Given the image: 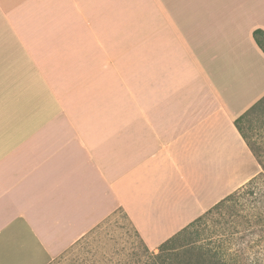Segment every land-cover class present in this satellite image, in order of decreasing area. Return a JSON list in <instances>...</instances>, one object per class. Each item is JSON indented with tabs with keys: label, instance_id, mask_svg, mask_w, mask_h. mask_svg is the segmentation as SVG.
Masks as SVG:
<instances>
[{
	"label": "crops",
	"instance_id": "obj_1",
	"mask_svg": "<svg viewBox=\"0 0 264 264\" xmlns=\"http://www.w3.org/2000/svg\"><path fill=\"white\" fill-rule=\"evenodd\" d=\"M264 0H0V264L116 210L150 249L258 174Z\"/></svg>",
	"mask_w": 264,
	"mask_h": 264
},
{
	"label": "trees",
	"instance_id": "obj_2",
	"mask_svg": "<svg viewBox=\"0 0 264 264\" xmlns=\"http://www.w3.org/2000/svg\"><path fill=\"white\" fill-rule=\"evenodd\" d=\"M253 38L264 53V31L254 30ZM263 108L264 97L235 120V126L244 141L245 136L238 122L244 117L257 114ZM246 145L260 170L246 183L252 185L245 193L249 199H245L241 205L245 213L233 210L238 200L234 198L235 195L229 194L161 243L155 249L156 252L150 251L140 239L146 251V259L142 264H264V185L257 187L259 180L264 184V164L261 163L259 152H255L247 142ZM229 203H234L231 210L220 213L228 208ZM107 222L106 219L102 224L105 226ZM95 230L93 228L89 231L65 253L74 250L86 238L91 237Z\"/></svg>",
	"mask_w": 264,
	"mask_h": 264
},
{
	"label": "rangeland",
	"instance_id": "obj_3",
	"mask_svg": "<svg viewBox=\"0 0 264 264\" xmlns=\"http://www.w3.org/2000/svg\"><path fill=\"white\" fill-rule=\"evenodd\" d=\"M238 126L247 144L255 152H259L261 163L264 164V108L257 114L244 117L238 122ZM257 183V187L264 185L261 180ZM251 185L252 183L245 184L231 193L238 200L237 206L233 208L238 213H245L241 205L245 199H249L245 193ZM232 205L234 203H229L228 208L220 213L229 212ZM106 219L108 222L104 226L102 222ZM106 219L95 227L91 237L86 238L74 250L62 253L50 264H142L146 259L145 247L126 215L121 210H116Z\"/></svg>",
	"mask_w": 264,
	"mask_h": 264
}]
</instances>
